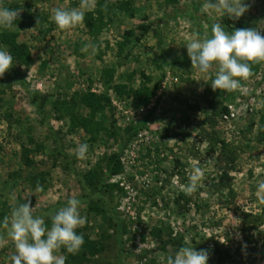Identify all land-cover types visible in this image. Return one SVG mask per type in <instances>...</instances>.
<instances>
[{"label": "rangeland", "instance_id": "obj_1", "mask_svg": "<svg viewBox=\"0 0 264 264\" xmlns=\"http://www.w3.org/2000/svg\"><path fill=\"white\" fill-rule=\"evenodd\" d=\"M100 1L82 24L67 31L51 21L52 9L78 7L80 0L0 4L34 20L30 29L0 28V34H18L17 43L27 45L34 59L31 66L14 63L17 74L9 70L0 77V213L10 216L13 207L31 200L34 215L47 211L49 216L70 198L79 199L84 192L78 177L93 172L96 181L105 178L121 152V138L111 134L114 125L125 130L149 117L122 153L121 174L108 182L124 227L121 249L99 205L82 203L81 215L87 222L77 231L95 242L99 252L70 261L61 249L65 264H166L167 257L182 246L214 250L215 243L220 253L210 256L208 264H264V203L257 196L258 184L264 180V62H257L258 71L251 69L240 89L228 92L212 89L215 68L199 73L190 59H182L192 36L210 37L213 23H222L228 33L256 28L264 34V0H245L249 10L229 25L224 14L200 10L197 26L190 11L197 0L171 4L103 0V19L95 14L96 27L90 30L85 19L96 13ZM126 2L129 10L121 8ZM140 26L149 27V32L144 35ZM128 31L134 33L132 43L120 54L119 44ZM90 43L98 45L95 54L91 48L85 50ZM0 48L8 50L4 45ZM106 69L113 72L111 86L103 74ZM123 84L128 89L146 84L155 96L146 105L120 97L114 87ZM33 92L46 102L43 116L33 104ZM87 93L111 99L110 110L96 113L99 132L72 126L74 115L92 117L79 102ZM216 102H222L229 114H220L211 104ZM61 103H68V108ZM207 117L214 124H205ZM214 134L237 155L229 172L230 189L223 192L215 185L227 163L220 160L219 152H210L209 135ZM82 143L89 146L88 152L78 159L73 150ZM25 159L33 164L26 167ZM193 166L202 167L203 178L193 193L186 194L181 185L188 183ZM36 183L43 191H36ZM246 214L260 220L245 222ZM153 229L164 230L162 238L154 236ZM169 232L176 239L172 244H166ZM13 253L11 241L0 245V264H11Z\"/></svg>", "mask_w": 264, "mask_h": 264}, {"label": "clouds", "instance_id": "obj_2", "mask_svg": "<svg viewBox=\"0 0 264 264\" xmlns=\"http://www.w3.org/2000/svg\"><path fill=\"white\" fill-rule=\"evenodd\" d=\"M96 3L97 0H80L78 7L54 8L50 19L59 30H71L83 23L85 14L94 10ZM248 10L245 0H204L201 6L202 12H216L235 20ZM19 15L20 11L0 5V28L12 29ZM185 47L192 69L203 74L216 69L211 82L214 91L240 89L241 81L252 75L250 65L264 62V34L256 28H239L228 33L222 23H213L210 37L201 39L196 33ZM88 48L95 54L98 45L90 43L85 50ZM12 66V55L5 48H0V77ZM88 147L82 143L73 150L78 159L86 158ZM202 178V167L193 166L188 183L181 188L186 194H191ZM36 191H43L39 183ZM257 196L264 203V180L258 184ZM81 207L80 199L70 198L66 206L49 213L50 227L46 225L44 216L34 215L31 200L13 207L10 216H5L0 222V228L4 230L0 231V245L11 241L14 247L11 264H65L67 257L60 254L61 249L75 254L84 244L83 234L77 233V229L87 222V217L81 215ZM208 260L207 250L197 251L194 247L182 246L174 255L167 257L166 264H208Z\"/></svg>", "mask_w": 264, "mask_h": 264}, {"label": "trees", "instance_id": "obj_3", "mask_svg": "<svg viewBox=\"0 0 264 264\" xmlns=\"http://www.w3.org/2000/svg\"><path fill=\"white\" fill-rule=\"evenodd\" d=\"M177 0H166L168 4L175 3ZM4 0H0V4H2ZM204 3V0H197V2L192 6V9L190 11L192 14V20L196 21L195 25H199L198 19L196 17V14H198L201 10V6ZM129 3L126 2L125 4L121 5L122 9H127ZM106 7H104L103 0H101L98 3V10L95 12H90L86 19H85V24L86 27L89 28L90 30H93L96 27V19H95V14L97 18H100V20L103 19V11ZM227 17V15H224ZM226 23L229 25L231 23L230 18L224 19ZM15 25L20 27L21 29H30L34 25V20L33 18L28 15L27 13L20 14L17 20L15 21ZM140 29L143 31V34H147L150 30L149 27L146 26H140ZM134 33L132 31H128L124 35L123 41L119 44V50L120 54L125 51L127 47L132 43V36ZM17 38L18 34L12 33L5 31L0 34V45H4L8 47V51L13 57V66L10 69L13 73L17 74L16 68L14 63L18 62L20 64L26 65V66H31L34 63L33 56L30 52V49L27 45L25 44H19L17 43ZM183 61L188 62L189 57L187 53L184 54L182 57ZM251 69L254 72L258 71L259 65L257 63H253L250 65ZM113 72L110 69H106L104 71V77L107 78L108 84H112V78L111 74ZM134 75H131L133 77ZM146 77V76H145ZM150 81V79H147ZM115 92L120 96V97H127V98H134L140 102V104L146 105L149 103V101L155 96V91L154 89H151L148 85L144 84L142 87L139 89H131L127 87V85H116L114 87ZM32 96V101L36 109L38 110L39 114L41 116L44 115V107L46 105V102L43 101L41 97L38 96L37 93L33 92L31 94ZM80 104H83L86 108L90 109L92 112V117L90 118H84L80 117L77 115H74L72 117V126L74 128L78 127L86 132H99L100 128L99 123H96L95 121V116L98 111L105 112L106 110H110L112 105H111V99L108 95L103 94V95H96L95 93H87L84 94L80 97L79 99ZM215 104L219 108L220 114H229L228 108L222 103V102H216V103H211ZM68 103H61V107L68 108L67 107ZM62 108V109H63ZM151 116V115H150ZM8 118L11 119V115H8ZM149 120V117L139 125H136L131 128H126L125 130L117 127V125H114V128L111 134L118 135L121 138V152L116 154L108 166L107 169V176L105 178L100 179L99 181H96V173H88L85 176H80L78 177L80 186L82 188V191L84 192L82 197L79 199L81 200L82 203H86L88 205H99V208H101L102 212L106 215L108 218L109 224L112 226L114 229L116 236H117V241L120 244V249H121V243H122V232H123V224L120 220V217L118 213L116 212V202H115V197L113 195V192L110 188L109 181L115 176H118L121 174L123 170V165L121 163V156L122 153L127 149L129 144L132 142L133 139H135L139 132L147 125ZM205 124H214V119L211 117H207ZM103 130L106 132H109L106 128H103ZM262 130V136L264 135V128H261ZM210 139V152L212 154H215L216 152H219L220 160L222 158V161L225 160L227 163V169L224 170V172L221 175V178L219 180V183L215 185V188L219 192H223L225 190L230 189V183L229 180L231 179L229 177V172L231 170H234L235 162H236V152L234 149H231V147L228 145V143L225 140L219 139L217 135H209ZM25 166L30 167L33 163L29 161L28 159H25ZM38 183L35 184L37 186ZM189 202V201H187ZM179 204V203H178ZM58 207V206H57ZM6 216L5 212L0 213V218L3 220L4 217ZM39 216H44L45 220H47V226L50 227L51 225V220L49 219L47 211H44V213H40ZM252 218L253 222L256 223L257 221L260 220L259 216H252L249 214H246L245 216V222L248 221V219ZM78 233V231H77ZM164 233V230L162 229H153V234L154 236L162 238ZM81 234V233H78ZM173 233L169 232V241L166 244H172L175 242L176 239L173 237ZM84 237V244L81 247V249L75 254H68V259L70 261H76L79 260V258H82L83 260L86 259L88 255L90 256H96L99 252L97 248V244L95 242H92L89 240L88 237ZM199 248V246H198ZM214 250H212L210 247H207L205 250L208 251L209 257L210 256H215L220 253V245L218 243H215ZM118 259L121 257L120 251L118 253ZM148 254V251L144 252L141 255V258L146 256Z\"/></svg>", "mask_w": 264, "mask_h": 264}]
</instances>
